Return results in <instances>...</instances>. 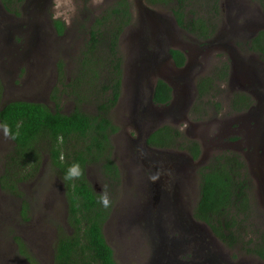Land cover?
Here are the masks:
<instances>
[{
	"label": "rangeland",
	"instance_id": "1",
	"mask_svg": "<svg viewBox=\"0 0 264 264\" xmlns=\"http://www.w3.org/2000/svg\"><path fill=\"white\" fill-rule=\"evenodd\" d=\"M117 1L73 0L75 13L67 25L59 18L64 28L58 34L51 18L52 0H23L12 5L17 14L0 0L1 100L43 102L53 107L51 95L60 92L61 111L69 112L74 103L63 91L67 83L78 80L84 92L81 107L93 113L99 96L97 86L111 76V71L106 62L108 42L103 36L106 41L96 46L90 60L85 59L88 31ZM125 2L130 19L117 40L120 94L108 113L118 127L110 138V157L119 170V183L104 180L97 164L86 168L92 186L99 193L106 190L112 202L102 232L114 260L118 264H264L245 248L250 236L264 237V91L254 85L260 72L254 63L257 58L245 48L247 37L264 29V3L221 0L222 12L206 14L219 23L214 24L208 39H199L176 23L170 6H150L144 0ZM170 48L185 54L183 67L171 62ZM217 73L219 77L211 81ZM159 79L174 92L172 103L166 106L149 101ZM236 93H247L251 106L234 112L228 108L229 99ZM198 99L204 104H197L203 116L195 113ZM162 125L198 142L204 149L205 164L222 150L238 155L248 177L249 213L242 223L248 236L228 246L202 224L188 231L163 224L164 217L152 204L159 192L149 185L148 177L156 158L185 155L188 168L180 170L174 183L178 181L184 192L178 205L187 215L193 212L199 196L200 175L196 188L195 173L200 164L189 161L183 151L159 153L143 144L147 133ZM11 145L9 139L0 136V173ZM22 192L28 204L26 221L20 215L22 199L0 189V264H29L19 253L14 237L22 240L38 264H53V241L56 227L66 225V203L47 156L40 173L23 184ZM140 203L145 210L140 209Z\"/></svg>",
	"mask_w": 264,
	"mask_h": 264
},
{
	"label": "trees",
	"instance_id": "2",
	"mask_svg": "<svg viewBox=\"0 0 264 264\" xmlns=\"http://www.w3.org/2000/svg\"><path fill=\"white\" fill-rule=\"evenodd\" d=\"M144 1L154 6L171 5L170 10L176 23L199 39H208L214 31V25H211L212 21L206 14L218 13L220 10L218 0ZM21 2L23 0H2L3 6L10 7V10H13V4ZM201 8L205 10H199ZM129 13L125 0H118L113 7L104 10L102 17L97 19L88 31L85 59L90 60L96 46L101 41H106L102 40L103 36L108 42L106 62L108 71H111V76L97 86L99 96L93 113L86 112L81 107L84 92L81 86L77 85L78 80L67 83L68 88L63 91L72 96L74 104L69 112L61 111L57 95L60 92L51 95L53 107L43 102L28 100H10L1 104L0 83V121H6L13 130L19 126V134L15 140H10L11 150L4 158L0 189L22 199L20 215L26 221L28 204L24 199L22 187L40 173L45 156L63 188L66 225L56 227L53 264H118L102 232L110 207L104 209L100 206L97 196L99 192L89 182L86 168L90 164H97L108 182L119 183V170L110 157V136L118 127L112 123L108 113L120 94L121 59L117 52V40L130 19ZM52 23L57 33L61 34L64 23L59 19L53 20ZM249 47L260 55L264 54V30H259L250 39ZM168 53L177 66L183 65L185 57L181 51L169 49ZM222 74L223 72L221 76ZM58 77L61 81V71ZM170 98V86L161 79L157 80L151 94L153 103L167 104ZM178 134L177 129L162 125L149 134L146 143L160 148H172L178 140ZM58 136L63 137V143L57 142ZM190 151L195 157L199 152L198 145L193 144ZM74 161L80 163L84 174L78 180L65 181L64 173ZM199 175V197L192 215L195 220L206 224L222 243L233 246L248 236L242 225L250 205L244 163L239 160L237 154L223 151L215 154ZM14 240L17 242L19 253L28 263L38 264L28 253L22 240L19 237H14ZM245 243L248 254L264 260V237L250 236Z\"/></svg>",
	"mask_w": 264,
	"mask_h": 264
},
{
	"label": "flooded vegetation",
	"instance_id": "3",
	"mask_svg": "<svg viewBox=\"0 0 264 264\" xmlns=\"http://www.w3.org/2000/svg\"><path fill=\"white\" fill-rule=\"evenodd\" d=\"M258 1L261 3V0H258ZM168 6L171 7V5H168ZM260 6H261V4H260ZM262 6L264 7V4ZM218 7H220L221 12H222L224 9V4L221 2V0H218ZM173 17H174V15H173ZM216 22L219 23V21H216ZM216 22L212 21V24L211 23L210 24L214 25ZM259 30H264V29H262V28L257 29L255 31H253L251 35H249L247 37L248 39L245 41V43H246L245 48L247 49L248 54H252L253 56H255L257 58V60H255L254 63L256 64V67H257L258 71L260 70V72L258 73V75L256 77V81H255L254 85L257 88H259L260 90L264 91V54L260 55L256 50L251 49L249 47L250 46V39L252 37H254V35ZM170 49H176V48H170ZM179 51H181V50H179ZM183 55L185 57L184 53H183ZM168 57L170 58L171 62L174 65H176L169 53H168ZM185 63H186V57L184 59V63L182 66H177V65L176 66L178 68H181L185 65ZM223 66L226 67L225 65H223ZM216 77H219V73H217L215 75L214 79H210V80L214 81L216 79ZM151 94H152V91H151ZM1 96H2V94H1ZM173 98H174V92L172 93V88H171V98H170L169 102L167 104H158V103L157 104L162 105V106L169 105L172 103ZM150 99H151V95H150L149 101H150ZM250 101H251L250 96L247 93H236L233 95L232 98L229 99V104L227 105V107L231 108L233 110V112L239 111V110L241 111L242 109H247L251 106ZM150 102H153V101L151 100ZM4 103H6V102L1 101V104H4ZM202 103H203V101L197 100L196 104L194 105V108L196 109L195 113H198V115H201V116H203L204 112H200L198 107H199V105L201 107H203L204 104H202ZM197 104H199V105H197ZM149 134L147 133L146 138L143 141V144L146 147L151 148L154 151H157L159 153H163V150H171V149H174L176 151H183L187 155V158L189 159V161H195V162H198L200 164L199 167L197 168L196 173H195V187L197 188L198 183L196 182V179H198V175H199L200 171L207 165V164H205V161H204V158H205L204 149H202L198 145V142H196L194 140L187 139L181 133H179L178 134L179 137L177 138L178 140L175 142L174 147H172V148H160V147L146 143V139L149 136ZM186 136L191 137V135H189V134H187ZM110 138H111V136H110ZM193 144H197L198 147L200 148L198 154L195 157L193 156V154L190 151V147L193 146ZM223 151L229 152L227 150H222L220 152H223ZM184 157H185V155L183 154L182 156H165L164 155V156H159L156 158L157 164L154 165L155 168L152 169L148 175V177L150 178L153 175L159 174V179H157L155 182L149 183V185L154 187V190H157L159 192L158 195L153 196L152 204L155 205V207H156L155 210H159L162 217H164L163 224L168 222L171 226H174L176 229L182 230V231H188L189 229H196L198 224H202V225L206 226V228L213 234V232L210 230V228L206 224L194 219V217L192 215V213H193L192 211H191L190 215H187L185 213L183 214V212L181 211V209L178 205L179 196L181 193H184V192L182 189H179L180 183H178V181H176L174 183V179H176V175H178L180 170H182V169L184 170L185 168H188V162ZM101 173H102L104 180H106L107 177L103 174V172H101ZM184 178H186V176L182 177L181 180ZM182 185H184V184H182ZM186 185L188 186L189 183H187ZM93 188H95V187L93 186ZM95 190H96V188H95ZM198 194H199V186H198ZM147 208H149V207H147ZM140 209L145 210L146 207H144L142 205V203H140ZM140 219L144 220L145 217L143 215H140Z\"/></svg>",
	"mask_w": 264,
	"mask_h": 264
},
{
	"label": "clouds",
	"instance_id": "4",
	"mask_svg": "<svg viewBox=\"0 0 264 264\" xmlns=\"http://www.w3.org/2000/svg\"><path fill=\"white\" fill-rule=\"evenodd\" d=\"M53 14L52 19L56 20L63 18L64 23L67 25L70 23L71 16L75 13V6L73 0H52ZM19 134V126L16 130H13L6 121H0V136L5 139L15 140ZM58 143H63V137H57ZM84 174L83 169L78 161H74L67 167L63 179L65 181L78 180ZM159 179V174L150 177L151 182H155ZM98 196V202L100 206L107 209L111 206V200L109 193L106 190H102Z\"/></svg>",
	"mask_w": 264,
	"mask_h": 264
}]
</instances>
